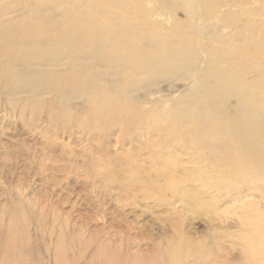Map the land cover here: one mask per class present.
<instances>
[{
  "label": "rangeland",
  "instance_id": "374dc122",
  "mask_svg": "<svg viewBox=\"0 0 264 264\" xmlns=\"http://www.w3.org/2000/svg\"><path fill=\"white\" fill-rule=\"evenodd\" d=\"M85 1L0 0V264L241 262L260 194L201 183L211 168L164 118L231 69L237 92L262 98L264 0H132L126 38L120 0Z\"/></svg>",
  "mask_w": 264,
  "mask_h": 264
},
{
  "label": "bare ground",
  "instance_id": "6f19581e",
  "mask_svg": "<svg viewBox=\"0 0 264 264\" xmlns=\"http://www.w3.org/2000/svg\"><path fill=\"white\" fill-rule=\"evenodd\" d=\"M117 1L119 0H109L108 5L112 6ZM102 3L103 0H86L87 12L100 10L101 7L103 8L104 3ZM131 3L132 0H120L119 4L122 10L115 14L117 31L123 35V38L129 36L127 30L124 29L132 28L130 25H126V20L134 17L133 14L126 11ZM88 13L85 16L86 19L91 18ZM123 13L126 19L122 17ZM80 22L74 23L72 29L77 30ZM60 26L62 30L58 31L57 39L59 40L60 37L65 42L71 43L68 37L69 31L72 32L71 28L69 29L65 23L60 24ZM113 28L116 29L115 27ZM138 33L141 34V32ZM138 41L142 42L143 38L140 37ZM234 73L235 70L231 69L224 77H215L209 83L206 80H202L201 85L196 89L201 93V96L192 100L193 102L188 105L189 108L187 110L184 106L186 111H174L165 115L164 121L168 122L167 127L170 128L168 130L170 135L178 136V133L172 127L185 131L187 134L185 138L187 146L191 142L192 147H198L193 150L198 155L202 168L204 170L211 168L209 176L213 177L211 179H213L214 183L206 179H201V183L209 182L216 188L223 189L234 195L237 194V189H241L240 187L244 186L258 192L264 203V95L255 102V99L249 98L242 92H237V89L240 88L236 86L235 80L237 76ZM80 84L83 86L82 83ZM231 86L234 88L227 91V88ZM125 94H127V90H125ZM116 96H111L109 103L115 105L114 102H117ZM118 107L120 106L117 104ZM129 112L134 116L142 115L135 109H130ZM216 137L225 138V141L230 145L231 151L225 155H215L214 150H208V146L211 145L210 143ZM196 138H199V141L202 140V147H206L207 152H200V145H195L189 140ZM198 170L201 172L200 168ZM236 199H238L237 196ZM261 215H263V212L258 214L254 211L253 214H247L244 219H241V225L249 231L246 235H242V240L249 248L244 251L243 255L241 254L242 261L236 262V264H264V222ZM18 238L19 236L14 237L15 240ZM9 249L10 245H7L4 251L5 254ZM178 251L180 257L183 258L191 256L193 248L188 245V247L178 248ZM7 264L25 263L17 253L14 261H7Z\"/></svg>",
  "mask_w": 264,
  "mask_h": 264
}]
</instances>
